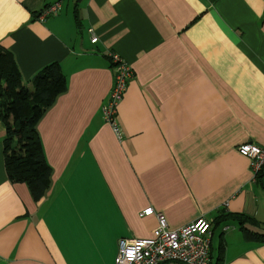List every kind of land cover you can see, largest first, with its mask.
I'll return each mask as SVG.
<instances>
[{"label":"crops","instance_id":"0c3cea01","mask_svg":"<svg viewBox=\"0 0 264 264\" xmlns=\"http://www.w3.org/2000/svg\"><path fill=\"white\" fill-rule=\"evenodd\" d=\"M0 45L28 86L55 62L67 78L38 124L53 169L40 201L9 181L0 118V264H115L120 240L153 236L150 207L171 230L213 223L212 262L223 244V264H264L234 219L264 234V178L238 152L264 146V0H0ZM112 54L134 70L122 141L102 114Z\"/></svg>","mask_w":264,"mask_h":264},{"label":"trees","instance_id":"16d2710c","mask_svg":"<svg viewBox=\"0 0 264 264\" xmlns=\"http://www.w3.org/2000/svg\"><path fill=\"white\" fill-rule=\"evenodd\" d=\"M66 91L67 78L59 63L44 67L28 86L23 81L13 53L0 45V118L5 126V169L9 181L27 185L35 201H40L47 194L53 176L38 124ZM263 178L264 170L257 176L261 181ZM234 219L239 223L246 240L264 244V234L250 232L244 227L250 221L249 218L235 216ZM224 252L221 244L218 256L212 262L211 246L210 264H223Z\"/></svg>","mask_w":264,"mask_h":264},{"label":"built area","instance_id":"2783aa9c","mask_svg":"<svg viewBox=\"0 0 264 264\" xmlns=\"http://www.w3.org/2000/svg\"><path fill=\"white\" fill-rule=\"evenodd\" d=\"M61 9L60 3L47 6L40 16L44 21L55 16ZM93 34V31H90ZM98 42L93 34L92 43ZM115 73V84L102 114L116 135L122 141L124 132L118 123V109L124 99L128 83L134 77V70L120 56L111 55ZM238 152L251 162L254 178L264 170V146L247 143ZM143 217L156 216L158 225L148 239H122L118 243L115 264H210L212 223L205 219L171 230L167 218L150 207L143 211Z\"/></svg>","mask_w":264,"mask_h":264},{"label":"rangeland","instance_id":"374dc122","mask_svg":"<svg viewBox=\"0 0 264 264\" xmlns=\"http://www.w3.org/2000/svg\"><path fill=\"white\" fill-rule=\"evenodd\" d=\"M67 3L68 2H66V4H65V8H64L63 14L66 12Z\"/></svg>","mask_w":264,"mask_h":264}]
</instances>
